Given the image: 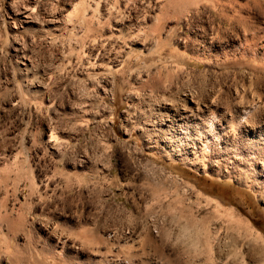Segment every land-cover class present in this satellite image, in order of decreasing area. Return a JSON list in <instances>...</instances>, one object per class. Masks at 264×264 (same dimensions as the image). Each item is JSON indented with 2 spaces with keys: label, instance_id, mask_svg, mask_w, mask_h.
I'll return each mask as SVG.
<instances>
[{
  "label": "rangeland",
  "instance_id": "374dc122",
  "mask_svg": "<svg viewBox=\"0 0 264 264\" xmlns=\"http://www.w3.org/2000/svg\"><path fill=\"white\" fill-rule=\"evenodd\" d=\"M22 1L0 0V264H32L41 258L39 253L53 250L55 239L48 233L51 226L77 244L85 243V253L77 261H85L93 249L100 255L120 250L130 264H225L212 231L223 227L232 236L228 250L233 248L238 259L248 261L256 251L264 254V245L254 237L255 231L264 237V195L258 187L246 188L214 172L205 175L179 161L170 162L163 154L147 155L137 150L140 144L132 151L128 147L143 140L135 131L127 137L120 129L122 114L132 111L128 102L132 92L139 95L137 106L141 107L148 94L159 92L174 98L189 88L218 92L220 102H232V88L242 84L240 74L251 70L250 60L236 65L231 58H203L200 51L176 47L187 33L176 23L177 18L158 22V11L152 10L154 0H116L118 7L129 10L121 9L118 14L132 21L130 28L146 31L139 33L145 44L140 47L126 41L121 51L128 67L115 78L113 92L103 94L91 83L100 76L86 67L81 55L84 46L110 26L108 21H81V15L89 13L97 0H79L76 7L81 9L76 8L72 26L54 34L39 26L28 31L19 27L15 14ZM50 3L42 0L41 9ZM234 3L241 6L244 17L250 15L262 25V15L255 11L252 15L244 6L246 0ZM247 22L250 25V18ZM223 27L222 39L229 34V27L221 24ZM162 39L167 42L161 43ZM112 70L106 67L104 73L109 75ZM153 83L157 88H150ZM102 111L111 114L110 118L99 119ZM108 121L114 122L108 125L113 126L116 137L106 127ZM46 126L53 128L54 136L64 138L57 155L45 148ZM83 160L88 165L81 167ZM146 161L164 169L172 179L160 180L157 169ZM176 177L182 182H174ZM184 182L194 185L201 198L219 201L224 211L231 210L236 216L218 215L203 199L187 197L182 192ZM194 219L204 226L198 227ZM209 224L214 227L208 234L202 227ZM233 227L241 235L236 238L237 249ZM142 228L155 243L147 244L142 238L137 248L131 247L122 234ZM206 235L214 237L210 244ZM254 247L257 249L252 251ZM217 257L225 262L218 263ZM65 259L58 256L56 262L66 264Z\"/></svg>",
  "mask_w": 264,
  "mask_h": 264
},
{
  "label": "bare ground",
  "instance_id": "6f19581e",
  "mask_svg": "<svg viewBox=\"0 0 264 264\" xmlns=\"http://www.w3.org/2000/svg\"><path fill=\"white\" fill-rule=\"evenodd\" d=\"M78 1L51 0L50 6H47L48 8L41 9L42 0H23L20 5L21 7L15 14L16 20L22 30L28 31L39 26L41 30H45L47 33L53 32L54 34L55 32H62L70 25L72 26L70 23L73 20V14L76 11ZM103 1L104 3H101V5H99L100 0L92 2L93 7L91 9L88 8L89 13L87 12L81 15V17L83 16L81 21H87L86 24L88 22L93 23L96 20L108 21L110 26L105 30L106 32L103 35L99 34V38L96 36L98 39H91L84 46L81 55L86 67L92 73H97L100 76L96 83L91 82L93 80L90 82L93 86L97 87L98 91L107 94L113 92L115 78H120V75L126 71L125 68L128 67L124 62L125 57L121 51L128 43L126 41L130 39L132 45H139L140 47H144L145 41L140 42L141 35L139 33L142 31L138 33L137 28H130L131 25L129 23L132 21L124 20L119 16V10L122 9L123 11L124 9L126 11V7H118L119 4H116V0ZM201 1L154 0L152 10L158 11V22L161 21L162 23V21L164 22L168 18H177L176 23H181L186 28L187 33L182 39L176 42V47L181 46V49L190 52L200 51L203 58L212 56H219L223 60L231 58L236 60V65L245 64L246 59L250 60L251 70H245L240 74V77L243 79L241 81L243 82L239 88L236 86L232 88V102H220L221 97H218V92H215L216 94L211 91L201 93L192 90L193 88H189L182 93H175L177 96H173L174 98L159 92L155 93V95L148 94L143 97L141 107L137 106L140 100L139 95L136 92H132L128 96V102L132 111L127 110L122 114L120 129L127 137L135 131L138 133L139 138L143 140L141 142L142 144L137 142L132 148L131 146L128 147L132 151H136V146L140 144V149L138 148L137 150L147 155L163 154L170 162L179 161L196 171L203 172L205 175L214 172L217 175L225 177L228 181L236 182L246 188L254 189L258 187L259 191L264 195V0H246V3H244L247 10L248 8L252 10V15L253 11L255 13L257 12L258 16L262 15L261 26H258L256 21H253L256 18L250 17V15L249 17H244L245 15L243 16L240 11L241 6H236L234 0H203L205 4L200 5L202 4L200 3ZM124 5L127 6L126 2ZM96 11H100L98 13L99 15ZM247 18H250V25H248ZM221 24L229 27V29H226L229 31V34L225 35L227 38L224 39L220 37L224 33V27L221 29ZM165 42L167 41H161V43ZM26 62L28 63H24L25 67L30 64L29 60ZM106 67L110 70L113 69L109 75L105 74L106 72L104 73ZM112 72L114 73V77L111 76ZM136 79H141L140 74L136 76ZM156 86L157 84L153 83L150 88L153 89ZM85 111H87V107L82 112ZM110 116L111 114L109 115L107 111H102L101 114L97 115L101 120L110 118ZM109 123L113 125L114 122L108 121L105 125L113 133V136L116 137L113 126L111 124L108 125ZM52 129L49 126L43 128V135L45 137L44 144L50 154L57 155L65 141L63 140L64 138L54 136ZM146 163L152 165V168L157 169L161 177L160 180L165 178L172 179L171 175L165 172L164 169L156 167L155 164L149 161H146ZM87 165L88 162L85 160L81 162V165L79 164L81 167ZM176 179L182 182L177 177L174 178V182H176ZM184 183L185 188L182 192L189 195L187 197L191 196L196 199H203L207 207L209 205L214 206V210L218 215L221 213L230 218L236 216L231 210L225 209L224 211L219 201L208 196L201 198V192L194 185L187 182ZM196 225L203 224L196 220ZM212 227L214 226L209 224L202 228H205L209 234L213 229ZM223 228H214L212 231L217 236L215 238L216 247L224 255L226 263L237 264L238 260H241V264H264V254L256 253L257 251L253 253L254 255H250L248 261L238 259V255H234L235 251L233 248L230 250H233L234 253L228 250V247L231 246L232 236H229L228 228L224 230ZM49 229L48 233L55 239V247L48 253H39L41 258L34 259L32 264H60V262H56L58 256L66 258V264H130V262L122 258L123 256L120 250H117L112 255H100L92 249L93 251H89V254L86 255L85 261H77L78 257H81L85 253V243L77 244L67 234L54 232L55 226H51ZM232 230H235V228L233 227ZM251 232L249 233L252 234ZM239 233H236L237 236L233 241L236 249L238 246L236 244V238H241ZM122 235L125 241L131 243V247L133 248L138 246L142 238L146 240L147 244L155 243L143 228ZM120 237L122 238V236ZM206 237H209L206 239V242L210 244L211 239L214 237L212 238L210 235H206ZM254 237L264 245V237L262 234L255 231ZM143 242L145 241L142 240ZM254 249L257 248L254 247L251 250L254 251ZM69 251L74 253V255H70ZM91 256L98 258L95 261ZM224 260L221 259L219 261L218 259L217 262H225Z\"/></svg>",
  "mask_w": 264,
  "mask_h": 264
}]
</instances>
